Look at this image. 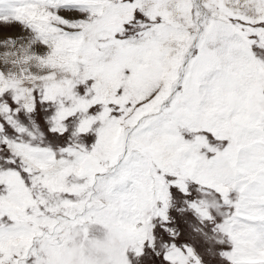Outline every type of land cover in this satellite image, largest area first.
<instances>
[{"label":"snow or ice","instance_id":"6c2138e0","mask_svg":"<svg viewBox=\"0 0 264 264\" xmlns=\"http://www.w3.org/2000/svg\"><path fill=\"white\" fill-rule=\"evenodd\" d=\"M0 264H264V0H0Z\"/></svg>","mask_w":264,"mask_h":264}]
</instances>
